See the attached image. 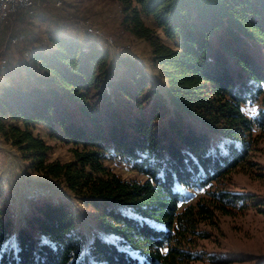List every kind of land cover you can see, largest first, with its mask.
<instances>
[{"label": "trees", "instance_id": "16d2710c", "mask_svg": "<svg viewBox=\"0 0 264 264\" xmlns=\"http://www.w3.org/2000/svg\"><path fill=\"white\" fill-rule=\"evenodd\" d=\"M114 1L124 28L149 43L167 81L165 93L153 86L143 63L111 57L95 32L81 33L76 14L20 8L19 27L0 18V36L10 30L0 40L6 77L0 134L33 169L61 180L90 206L95 225L87 239L70 207L49 196L28 200L16 224L0 190V264L257 259L192 247L208 237L201 224L214 225L219 213L251 207L264 215V199L218 186L250 164L254 135L264 133V0ZM34 17L45 21L44 30L30 27ZM161 35L179 41L168 45ZM16 40L23 55L12 64L4 54ZM37 124L72 144V159H50L51 146L35 132ZM116 160L144 178H123L107 164ZM190 197L194 202L185 203Z\"/></svg>", "mask_w": 264, "mask_h": 264}, {"label": "rangeland", "instance_id": "374dc122", "mask_svg": "<svg viewBox=\"0 0 264 264\" xmlns=\"http://www.w3.org/2000/svg\"><path fill=\"white\" fill-rule=\"evenodd\" d=\"M57 1H59V4L56 3ZM64 1L68 2L69 5H65ZM41 3L42 0H36L34 9L37 12L43 6L46 16L55 14L58 17H69L72 14H76L81 21L85 18L87 22L85 25L81 21L78 22V29L81 33L87 34L86 32L90 31L89 35H96L95 37L99 42L110 49L111 57L123 54L136 58L144 64L145 71L151 78L153 86L165 93L167 81L159 73V66L154 61L149 43L124 28L121 24L123 13L117 1L44 0L43 4ZM18 10L4 18L10 26H22L20 21L15 20ZM146 22L153 26L159 34H162L160 29L149 18H147ZM30 25L31 28L34 27L33 29H45V21H40L37 17L32 18ZM87 26H90L88 31ZM21 32L29 33L25 29H22ZM9 33L10 30L7 29L0 36V40L4 42V38ZM163 41L168 45L175 46L179 39L163 37ZM43 42H45L44 39ZM22 47L23 45L19 40L12 42L9 46V53H5L4 57L10 60V63L15 64L17 62L16 59L21 58L23 55L20 52ZM1 57L3 58V55ZM3 61L0 64V87L6 79L2 68ZM260 103L259 101L250 109L252 111L256 110V108L261 106ZM35 132L51 146L50 159L61 161L72 159V144L50 136L43 124H37ZM254 136L255 140L252 143L249 156L250 164L246 167H241L242 169L235 168L232 170L225 180L218 183V186L229 191L250 192L255 195V198L264 199V177L262 176L264 173V133L255 134ZM107 164L123 178H144V175L130 169L120 161L107 162ZM0 190L3 192L2 198H5V202L11 206L16 215V224L23 220L28 200L34 199L37 202H43L44 197L49 196L51 200H61L62 203L70 207L77 218L79 228L85 232L87 239L91 234V229L95 227L92 216L93 210L90 206L82 203L61 180L33 169L30 166V161L25 159L18 148L7 142L1 134ZM194 200L195 197H190L185 203L194 202ZM183 205L184 203L181 202L180 207H183ZM200 229L207 232L208 237L197 239L192 247L194 252L207 254L241 253L257 256V259L234 261L227 264H260L264 260V215L256 208L250 207L244 213H219L214 225L201 224ZM190 264L217 263L195 260Z\"/></svg>", "mask_w": 264, "mask_h": 264}, {"label": "built area", "instance_id": "2783aa9c", "mask_svg": "<svg viewBox=\"0 0 264 264\" xmlns=\"http://www.w3.org/2000/svg\"><path fill=\"white\" fill-rule=\"evenodd\" d=\"M56 3L59 4V1ZM35 4L36 0H0V18H6L20 8H26L32 11ZM12 40L14 41L15 38H12Z\"/></svg>", "mask_w": 264, "mask_h": 264}]
</instances>
